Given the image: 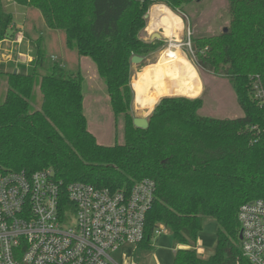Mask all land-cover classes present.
Listing matches in <instances>:
<instances>
[{
    "label": "trees",
    "instance_id": "16d2710c",
    "mask_svg": "<svg viewBox=\"0 0 264 264\" xmlns=\"http://www.w3.org/2000/svg\"><path fill=\"white\" fill-rule=\"evenodd\" d=\"M14 1L37 10L48 29L63 32L67 48L92 61L115 120L123 122L124 142L97 143L83 112L80 72L49 63L39 42L30 72L8 71L0 63L7 86L0 104V170L51 169L65 184L111 191L150 179L156 191L138 248L150 250L162 225L171 235L172 264H249L241 252L237 212L245 202L264 199V103L254 95L256 88L264 92V0H228L226 31L190 40L196 58L229 80L243 116L201 117L200 98L164 97L144 130L132 123L130 63L140 49L155 47L139 37L144 16L156 4L182 13L197 0ZM11 24L12 16L0 11V42L13 37ZM36 76L41 100L31 112ZM207 220L218 228L214 251L205 259L195 246Z\"/></svg>",
    "mask_w": 264,
    "mask_h": 264
},
{
    "label": "built area",
    "instance_id": "2783aa9c",
    "mask_svg": "<svg viewBox=\"0 0 264 264\" xmlns=\"http://www.w3.org/2000/svg\"><path fill=\"white\" fill-rule=\"evenodd\" d=\"M255 98L264 103V92ZM155 191L150 179L111 191L65 184L51 169L0 170V264H122L112 253L143 241ZM237 221L242 256L264 264V199L241 204Z\"/></svg>",
    "mask_w": 264,
    "mask_h": 264
},
{
    "label": "rangeland",
    "instance_id": "374dc122",
    "mask_svg": "<svg viewBox=\"0 0 264 264\" xmlns=\"http://www.w3.org/2000/svg\"><path fill=\"white\" fill-rule=\"evenodd\" d=\"M228 0H200L199 2H193L186 5L183 8V12L178 14L184 19V26L179 27V34L183 32L182 36H179L182 42V50L189 59L192 60L194 65L200 72V78L204 84V90L201 95L203 102L202 108L198 111V115L201 117H208L214 119H237L243 116V112L240 109L236 96L234 94L231 83L226 78L214 76L211 72V68L201 63L195 56L194 45L190 42L191 38H200L218 35L223 32L229 24L228 13ZM33 10V9H32ZM33 12H39L34 10ZM171 18L168 19V33L167 37L174 36V28L178 26V18L174 14H170ZM178 22V23H176ZM42 21L41 25L37 27V35H40L44 39L45 44L41 43V51L48 59L49 63H57L64 68L67 73L80 72L81 76H85V82L82 84V95L87 98V85L90 86L91 75H87V64L94 66L92 61L87 57H79L75 50H71L65 46V37L61 31H53L48 29ZM152 28V27H151ZM141 37L143 35H140ZM149 39L147 42H151ZM50 43V46L47 43ZM168 47V42L163 40L162 45L154 51L152 54L142 55L144 60L139 65H132L134 69L139 68L142 64L154 61L158 57L160 50H164ZM53 55V56H52ZM54 57L55 59H52ZM95 70V69H94ZM31 69L27 72H30ZM95 88L93 96H97L98 104H87L84 110V116L86 117L88 124V131L96 138L98 144L104 146H112L115 144L121 145L124 142L123 137V122L121 119L115 120L114 115L109 105V99L105 91L103 81L99 78ZM39 79L40 76H36L35 84L33 88L32 97L30 99V111L33 112L39 108L41 94L39 91ZM89 82V83H88ZM7 86L5 79L0 77V104L5 99V92ZM182 90V86L179 85V91ZM256 92L254 93V95ZM102 106V108H100ZM133 117H142L140 113H136L133 110ZM96 123V124H95ZM100 128L98 133L93 131V128ZM101 136V139L99 135ZM96 135V136H95ZM217 224L212 220L205 221L203 230L210 234L214 238L213 247L216 244V231ZM170 240V242L164 241V239ZM204 241V240H203ZM208 242V239H205ZM202 242V241H201ZM205 245H207L205 243ZM160 246V247H159ZM212 246L203 248L207 250L203 256L207 258L208 252L214 251ZM157 249V251H156ZM174 257L173 244L171 242V235L168 229L164 228V232L158 235L153 242V246L150 250L127 247L120 249L117 252L112 253V258L122 264H172ZM124 259H127L124 261Z\"/></svg>",
    "mask_w": 264,
    "mask_h": 264
},
{
    "label": "crops",
    "instance_id": "0c3cea01",
    "mask_svg": "<svg viewBox=\"0 0 264 264\" xmlns=\"http://www.w3.org/2000/svg\"><path fill=\"white\" fill-rule=\"evenodd\" d=\"M34 10L26 6H21L14 0H0V11L12 16L11 31L14 34L11 39L0 42V63L5 70L29 71L31 69V61L35 59L37 44L39 42L45 44L44 39L40 35H37V27L41 25L43 19L41 15L39 16L33 12ZM147 14H150V18L146 19V25L140 32V35L143 36L141 37L139 35V37L143 42L154 44L155 47L146 55L156 51L162 45L163 40L169 43V48L160 50L158 57L152 62L148 61L137 69H134L132 66L133 76L131 79V89L133 91V110L136 113H140L144 118L148 117L154 107L164 97L201 99L204 90V84L201 81L199 70L182 50L183 46L181 45L182 42L179 36H182L183 32L179 34V27L184 26V19L178 15H181V13L173 12L162 4H156L150 7ZM170 14H174L179 21V23L176 22L178 26L174 28V36L172 38L166 36L169 27L167 21L171 18ZM152 37L156 39L147 42L149 39L152 40ZM47 45L50 46V43L48 42ZM86 66V74L91 75V80H89L90 86L88 87L87 85V98L82 95L83 112L87 104L97 105L99 103L96 99L97 96H93V93L96 92V86L100 85L99 82H96L98 81L97 77H99L96 67L95 65L90 66L89 64ZM82 78L84 83L85 76ZM149 83L153 84L147 89L144 95H141ZM179 85L182 86L181 91H179ZM93 131L98 133L100 128L96 125ZM98 135L101 139L100 134ZM205 239H208V242ZM164 241L170 242L167 238ZM213 243V236L202 231L197 237L195 250L200 257L205 258L203 254L207 250L203 251V248L206 247L208 249L207 247H213ZM211 254L212 252H208L207 257ZM126 260L124 259V261Z\"/></svg>",
    "mask_w": 264,
    "mask_h": 264
},
{
    "label": "water",
    "instance_id": "95a60500",
    "mask_svg": "<svg viewBox=\"0 0 264 264\" xmlns=\"http://www.w3.org/2000/svg\"><path fill=\"white\" fill-rule=\"evenodd\" d=\"M200 0H197V2H199ZM148 17V14H146L144 16L145 19H147ZM226 29L223 30V32H225ZM148 53V49L147 48H142L139 50V55H134L131 57L130 59V63L131 65H139L143 62V56L142 55H145ZM132 123L133 125L136 127V128H139V129H146L148 127V122H147V118H144V117H134L133 120H132ZM238 239L241 240V234L239 233L238 235Z\"/></svg>",
    "mask_w": 264,
    "mask_h": 264
}]
</instances>
